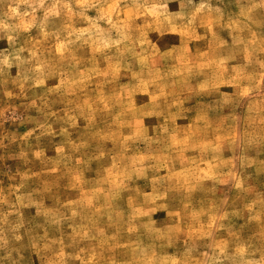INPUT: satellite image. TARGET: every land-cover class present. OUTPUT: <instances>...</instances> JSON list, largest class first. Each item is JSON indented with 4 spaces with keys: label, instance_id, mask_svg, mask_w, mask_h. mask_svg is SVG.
<instances>
[{
    "label": "rangeland",
    "instance_id": "374dc122",
    "mask_svg": "<svg viewBox=\"0 0 264 264\" xmlns=\"http://www.w3.org/2000/svg\"><path fill=\"white\" fill-rule=\"evenodd\" d=\"M0 264H264V0H0Z\"/></svg>",
    "mask_w": 264,
    "mask_h": 264
}]
</instances>
